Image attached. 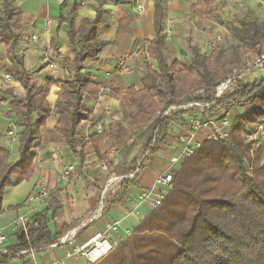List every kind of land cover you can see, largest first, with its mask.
Returning a JSON list of instances; mask_svg holds the SVG:
<instances>
[{
    "label": "trees",
    "instance_id": "16d2710c",
    "mask_svg": "<svg viewBox=\"0 0 264 264\" xmlns=\"http://www.w3.org/2000/svg\"><path fill=\"white\" fill-rule=\"evenodd\" d=\"M218 1L196 0L192 11L204 18L213 16L221 23L219 8L215 5ZM0 11V38L10 62L21 65L14 53L16 38L6 31L14 14L12 1L4 0ZM154 17L157 35L149 42L146 53L156 68L153 69L148 60L144 62L145 76L140 90L133 87L115 90V95L124 102L127 123L112 126L107 133L102 130L88 135L94 148L105 136L114 141V150L125 147L133 135L149 124L151 136L147 140V150L148 154L155 153L167 136L170 121L190 110L176 112L167 118L156 115L169 107L184 105L188 98L191 102L213 103L204 115L220 108L225 113L231 107L247 109L231 122L227 141H203L177 169H172L171 187L162 204L130 229V235L113 250L92 264H264V163L261 162L264 145L259 140L246 139L264 123V108H256L254 103L256 100L264 103V82L241 84L237 92L218 99L192 98L195 93L213 91L232 73L233 66L221 63L214 66L194 45L189 46V66L177 59L169 62L161 36V0H156ZM97 23L98 18L77 39L69 21L68 37L74 51L75 74L71 80L60 83L58 104L53 110L46 101L50 82L36 87L22 68H16L13 76L24 87L26 96L24 100L14 97L8 114L15 116L23 132L18 138L19 160L16 163L6 164L8 154L0 148V213L4 190L28 180L33 173V149L51 114L55 116V131L79 164H84V138L80 127L93 117L82 101L84 95L96 97L99 87L89 73L81 70L88 58L98 63V54L106 46L105 42L95 40ZM263 28L264 24L250 23L239 31L238 39L256 52L264 46ZM32 114L35 115L33 123ZM255 143L257 148H254ZM95 151L98 159L110 167L108 155L98 154L96 148ZM135 167L125 175L134 173ZM76 170L74 168V172ZM128 182L129 179L125 180L122 186ZM47 224L45 211L29 219L24 230L15 231V245L7 247L5 253L0 252V264L12 261L24 264L23 252L31 249L38 252L42 246L55 244L59 235H51Z\"/></svg>",
    "mask_w": 264,
    "mask_h": 264
},
{
    "label": "crops",
    "instance_id": "0c3cea01",
    "mask_svg": "<svg viewBox=\"0 0 264 264\" xmlns=\"http://www.w3.org/2000/svg\"><path fill=\"white\" fill-rule=\"evenodd\" d=\"M3 1L0 0V10ZM11 1L14 14L6 31L16 38L17 45L14 53L20 59L21 65L10 62L6 46L0 38V148L8 154L6 160L8 165L19 160L18 138L23 132V127L16 122L15 116L8 114L11 110L10 104L14 97L24 100L26 96L24 87L13 76L16 68H22L30 83L36 87L50 82L46 101L49 108L53 110L58 104L60 83L63 80H71L75 74L72 67L74 51L68 37L69 21L74 37L79 39L89 24L98 18L95 40L105 42L106 46L98 54V63H93L88 58L84 61V68L81 70L82 73H89L93 83L99 87L96 97L84 95L82 101V105L93 117L92 121L83 122L80 127V133L84 138V164H79L78 159L69 151L60 134L55 131V116L51 114L45 126L41 128V138L33 149L35 156L33 173L28 180L14 187H7L3 192L0 235L4 236L5 240L0 248L6 249L15 245L13 236L15 232L12 227L19 217L31 219L42 211H45L50 234H58L61 238L68 231L74 230L73 243L75 245L86 243L101 232L106 224L114 221H121L123 229L134 228L150 213L145 208H141L137 214L133 212L136 194L150 190L156 178L167 170L168 157L174 151L177 137L182 134L191 116L184 114L170 121L167 136L159 143V150L146 156L144 154L147 151L148 139H145V132L149 124H146L140 133L133 135L125 147L114 150V141L108 136L96 142L95 148L98 154L108 155L110 165L108 169L111 170L117 169L116 167L126 152L129 150L133 152V145H135L134 148L137 146L138 152L143 150L135 162V166L140 162L138 172L130 178L127 185L122 186L127 179L117 185L116 190L119 191H116L117 195L106 194L102 197L106 182L105 173L101 168L104 163L98 159L93 142L87 137L97 132V126L107 133L112 126L125 125L127 111L124 102L115 95V90L125 91L128 87L140 90L141 80L145 76L144 62L148 60L152 68H156L146 53L149 42L153 41L157 35L154 17L156 0H138L143 7L142 11L135 9L136 4L132 0ZM223 1L219 0L215 5ZM195 3L196 0H161V36L164 37V28L168 25L165 22L168 20L172 21L168 29L171 30V34H174L179 31L184 33L186 29H190L185 22L186 14L193 13L197 19L211 18L201 17L193 12L192 6ZM47 19L54 20V24L48 28L45 26ZM221 22H223L222 16ZM245 26H240V30ZM32 36L36 37V41L31 40ZM192 37L193 34L187 36L186 40L189 61L190 45L196 46L200 53L205 54L195 44ZM119 61L124 62L129 68L128 73L114 72V66ZM49 64L53 67H49ZM54 71H57V75H54ZM240 73L242 74L238 77L239 84L252 83L264 76L263 70L251 75ZM243 109L244 107H234L227 113L219 110L215 113L201 115V118L208 121L209 125L200 129L197 138L202 142L205 141L212 132V128L218 125L220 117L225 116L232 122L236 116L245 111ZM34 120L35 115L32 114L31 122L33 123ZM9 131L13 132V136L8 135ZM262 160H264V155ZM68 165L77 170L67 185L61 184L58 181V175ZM40 185H45L49 190L46 204H25L27 197L36 192ZM88 219L92 221L85 227L80 226ZM66 248L60 245L55 248H45L34 255H26L24 264H31L32 261L38 264H53L63 258ZM11 264L20 263L12 261ZM66 264L83 263L79 259H68Z\"/></svg>",
    "mask_w": 264,
    "mask_h": 264
},
{
    "label": "built area",
    "instance_id": "2783aa9c",
    "mask_svg": "<svg viewBox=\"0 0 264 264\" xmlns=\"http://www.w3.org/2000/svg\"><path fill=\"white\" fill-rule=\"evenodd\" d=\"M134 3H136V9L138 11H142L143 7L141 6V4L138 3V0H134ZM53 24H54V20L52 19H47L45 21L46 28L52 26ZM171 33H172L171 30L169 29L166 30L165 37L167 40L169 39ZM31 40L36 41V37L32 36ZM251 65H252V69L263 70L264 56L261 55L258 58H256ZM49 67H53V66L49 64ZM129 71H130L129 68L122 61L117 62L114 66V72L127 73ZM54 75H57V71H54ZM6 78L8 79V76H6ZM231 83L232 82L230 79L226 82H220L219 86L216 88V91H218V89L223 86L224 89L227 87V85L232 86ZM194 103L196 102H191L186 106L182 105V106L169 107L161 114H158L157 116L160 118H167L170 116V114H174L179 111L189 110V108L192 105H196ZM212 105L213 103L204 102V105H202L201 108H199L201 114L204 115V113L207 110H209L212 107ZM208 125H209L208 121H204L201 118V116L199 117L193 116L187 120L184 131L182 132V134H180L177 137L174 151L168 157L167 170L162 175L156 178L154 186L150 190L136 194L133 212L137 214L139 213V210L141 208H145L150 212H152L162 204L164 197L166 196V194L168 193L171 187V181H172L171 170L174 169L176 166H178L180 163H182L186 158H189L194 153V151L200 147L202 141L197 138V134L199 133L201 128L206 127ZM230 127H231V121L227 117L223 116L222 118L219 119L218 125L212 128L211 130L212 132L206 137L205 140H211L213 142L227 141L229 139ZM96 130L97 133L102 132L100 126H97ZM8 135L13 136V132L9 131ZM246 139L247 141H253V142L259 140L264 145V123L259 124L256 127V129L246 137ZM144 155L145 156L148 155V150L145 152ZM139 167H140V162L136 164L134 173L129 174L128 176H124L123 179L125 180L134 177V175L138 172ZM102 168L105 169V165H102ZM72 171H74L73 166L70 165L65 166L61 170L60 175L58 176L59 183L61 184L68 183L69 175L70 173H72ZM109 185L110 184H106L104 186L102 197L107 192ZM48 198H49L48 188L45 185H40L36 192L31 193L27 197L25 204L37 203L40 205H44L46 204ZM131 213L132 212H130V214ZM28 220L29 219L27 217H23V216L19 217L16 220V222L13 224L12 227L13 231L15 232L18 229L24 230L25 224L28 222ZM91 221L92 219H88L87 221L83 222L80 226L85 227ZM130 233H131L130 228H125V229L122 228L121 221H114L112 223L106 224L101 232L97 233L95 236H93L91 239H89L86 243L82 245H75L73 243V237L75 235V231L70 230L66 234H64L61 238H59L55 244L42 246L39 248V250H43L45 248H55L57 246L62 245L67 247L68 249L66 248L63 258L55 261L53 264H66V261L68 259H79L83 264H92L98 261L99 259H101L102 257L106 256L123 239H125L128 235H130ZM4 240L5 237L0 235V245ZM0 252L5 253L6 251L5 249L0 248ZM36 252H37L36 249L34 250L31 249L28 252H23L22 255L23 256L29 254L34 255ZM31 264H38V263H36V261H32Z\"/></svg>",
    "mask_w": 264,
    "mask_h": 264
},
{
    "label": "rangeland",
    "instance_id": "374dc122",
    "mask_svg": "<svg viewBox=\"0 0 264 264\" xmlns=\"http://www.w3.org/2000/svg\"><path fill=\"white\" fill-rule=\"evenodd\" d=\"M217 6L220 10L223 22L217 23L212 17L207 20H204L201 18L197 19V16L193 13H190L188 15L186 14L187 18L185 19V22L190 26V29H186L184 33H181L179 31L178 33L171 34L168 40L165 37V32L170 27L172 21L168 20L165 22V24H168L164 28L165 55L169 62L176 58L183 65L189 66V53L186 45V40L187 36L193 34L192 38L195 41V44L201 49V51L205 52V54L210 57L214 66L217 63L230 65L231 67L233 66L232 73L229 74L224 81H222L226 82L230 79L232 82V86L227 85V87H229H226L227 89L225 88L226 90L224 89L222 93L218 95L216 91V88L219 86L218 84L211 92L204 93L201 91L195 93V95L192 97L194 99H218V97L220 98L226 95L229 96L235 91L237 92L239 86L241 85V83H238V77L242 74L240 72H243L245 74L247 73V75H251L256 71H262L260 69H252L251 64L259 56H264V46L256 52L254 50H250L248 46L244 45L238 39V33L240 30V26L242 25L245 26L251 22L255 24H264V0H224L223 2H220ZM206 41L208 42L207 44ZM260 81L264 82V76L260 78ZM185 102V106L191 103L190 98H188ZM233 102L236 101L233 99ZM254 103L256 108L258 107L259 109L263 110L264 103L262 104L260 102H257V100ZM194 104L196 105H192L189 108L190 113H188V116L199 117L202 115L199 108L204 105V102H196ZM246 109L247 107H244L243 110ZM219 110L223 109H217L213 113ZM262 110H260V112ZM171 115L173 114H170V116ZM150 136L151 127H149L145 132V139H148ZM257 145L258 144L255 143L254 148H257ZM134 147L135 145H133V152L129 150L125 153L124 157L116 167L117 169L111 170L108 169L106 166L105 169H103L101 166L102 170L105 173V185L110 184L105 195H117V192H119L116 190L117 185L124 180V176H128L123 174L127 173V171L134 168L136 160L141 156L143 152V150H140L138 152L139 149L137 148V146L136 148ZM261 162H264V160H262ZM178 167L179 166H176L174 170ZM73 174L74 171L70 173L68 183L71 180ZM68 183H66L65 185H67ZM105 195L103 197H105Z\"/></svg>",
    "mask_w": 264,
    "mask_h": 264
},
{
    "label": "bare ground",
    "instance_id": "6f19581e",
    "mask_svg": "<svg viewBox=\"0 0 264 264\" xmlns=\"http://www.w3.org/2000/svg\"><path fill=\"white\" fill-rule=\"evenodd\" d=\"M224 90V86L223 87H220L217 91L218 95Z\"/></svg>",
    "mask_w": 264,
    "mask_h": 264
}]
</instances>
